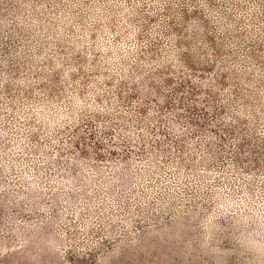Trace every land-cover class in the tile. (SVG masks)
Wrapping results in <instances>:
<instances>
[{
    "label": "rangeland",
    "instance_id": "374dc122",
    "mask_svg": "<svg viewBox=\"0 0 264 264\" xmlns=\"http://www.w3.org/2000/svg\"><path fill=\"white\" fill-rule=\"evenodd\" d=\"M0 264H264V0H0Z\"/></svg>",
    "mask_w": 264,
    "mask_h": 264
}]
</instances>
